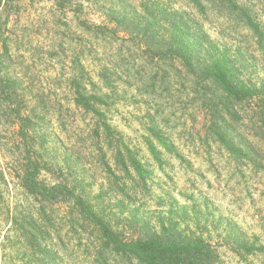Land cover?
<instances>
[{"label":"trees","instance_id":"obj_1","mask_svg":"<svg viewBox=\"0 0 264 264\" xmlns=\"http://www.w3.org/2000/svg\"><path fill=\"white\" fill-rule=\"evenodd\" d=\"M33 1L0 0V30L23 2ZM42 1L51 3L61 15H72L81 34L94 42L89 52L97 70L94 75L87 70L89 52L85 44L78 45L77 68L67 79L68 94L77 110L94 119L90 135L97 138L110 192L124 198H129L128 190L149 192L151 162L164 169L167 157L182 158L171 133L155 116L142 123L141 140L150 158L141 156L137 143L125 139L113 124L120 91L110 74L124 68L122 76H130L131 62L138 66L133 72L137 90L149 88L152 101L168 104L171 113L180 111L183 116L189 111L191 119L201 118L202 128L195 137L190 132L189 142L198 139L207 154L216 147L235 169L264 178V79L255 77L257 53L264 56V22L258 13L264 14L262 0H107L113 1L110 6L106 0ZM1 40L7 55L8 45ZM119 42L130 44L125 55L109 65L113 56L108 51ZM100 47L110 49L100 53ZM4 65L0 62V109L3 116L14 117L17 135L24 142L27 160L20 184L40 205L39 219L31 217L34 224L24 218L27 229L22 235L34 252L52 263L56 254L53 234L62 240L58 231L65 229V237L91 254L93 264H224L219 247L211 240L188 234L165 217H158L152 228L126 235L117 227L119 218L113 219L99 201L103 192L92 202L76 170L64 169L66 175L63 169H48L47 102L32 94L36 102L24 107L25 98L17 92L19 83L2 76ZM67 124L62 119L64 129ZM52 170L60 171V181L42 179L43 171ZM54 204H65L68 210L58 227L48 211ZM222 240L241 260L264 255V238L252 239L235 231Z\"/></svg>","mask_w":264,"mask_h":264},{"label":"rangeland","instance_id":"obj_2","mask_svg":"<svg viewBox=\"0 0 264 264\" xmlns=\"http://www.w3.org/2000/svg\"><path fill=\"white\" fill-rule=\"evenodd\" d=\"M111 2L106 0L105 5L110 6ZM262 3L264 5V0ZM258 13L264 22L262 10ZM210 32L215 33L211 29ZM1 37L8 45L7 55L3 54ZM91 43L93 40L81 34L72 15H61L51 3L42 0L23 2L7 25L1 26L0 62L5 63L2 76L19 83L17 92L25 98L24 107H32L36 102L33 95H41L47 102L45 113L49 130L44 147L48 152L45 159L51 162L48 169H63V173L76 170L79 178L84 179L92 202L103 192V200L99 201L105 204L113 219L119 218L116 222L120 221L121 225L117 227L123 228L128 236L136 235L140 228L154 227L158 217H165L178 223L188 234L211 240L219 247L224 264H264L262 254L241 260L222 240L235 231L252 239L264 238V178L256 179L247 169H235L216 147L207 154L206 146L198 139L189 142L190 132L195 137L201 130V118L199 121L191 119L189 111L183 116L180 111L175 115L168 104L152 101L154 96L149 88L147 92H142L144 88L137 90L133 72L138 66L132 62L131 77L129 74L122 76L124 68L110 74L112 80H117L120 91L113 124L125 139L137 143L141 156L150 158L141 140L142 123H146L149 116H155L171 133L182 158L167 157L164 169L151 162L149 192L137 190L134 194L128 190L129 198H124L109 191V176L101 162L97 138L90 135L94 119L77 110L68 94L67 79L77 68L78 45L85 44L87 53L91 51ZM129 44L119 42L111 49L100 47L99 50L104 53L110 49L111 65L120 55H125L123 51ZM86 57V68L94 75L97 63L92 62L90 52ZM257 63L255 77L261 80L264 79V56L258 53ZM61 117L68 123L66 129L61 126ZM13 120L14 117L3 116L0 109V264H93L91 254L78 247L76 240L65 237V229L58 231L65 244L57 233L53 234L56 254L52 263L27 245V239L22 235L27 229L24 218L30 222L31 217L39 219L40 205L20 184L19 175L27 158L24 142L18 137ZM42 175L43 180L51 183L62 179L58 170L43 171ZM48 207L58 227L66 217V205ZM130 222L137 225L131 226Z\"/></svg>","mask_w":264,"mask_h":264}]
</instances>
